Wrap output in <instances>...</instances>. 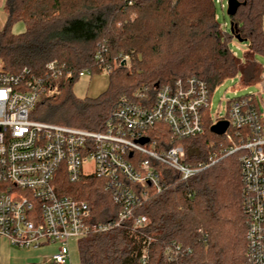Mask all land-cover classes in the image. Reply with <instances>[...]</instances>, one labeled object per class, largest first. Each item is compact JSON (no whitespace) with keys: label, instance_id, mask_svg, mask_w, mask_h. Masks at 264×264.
Wrapping results in <instances>:
<instances>
[{"label":"trees","instance_id":"1","mask_svg":"<svg viewBox=\"0 0 264 264\" xmlns=\"http://www.w3.org/2000/svg\"><path fill=\"white\" fill-rule=\"evenodd\" d=\"M240 1L245 4L230 16L231 32L218 22L216 0H4L7 18L0 30V63L11 73L26 67L40 74L52 60L75 74L85 69L99 73L94 58L99 45L106 48L105 57L112 65L120 54L129 55L128 62L113 66L109 86L99 96L76 97L74 76L62 83L59 95L40 101L32 115L95 130L122 97L133 99L144 87L154 95L156 86L196 76L207 83L211 98L223 80L238 74L246 85L261 82L264 67L258 56H264V0ZM17 21L24 22L25 31L14 34L11 28ZM236 35L245 42L241 58L228 45ZM242 97L229 100L228 108ZM253 105L260 110L256 97ZM204 120L202 134L181 140L190 166L228 145L224 136L211 132L209 108ZM160 170L164 190L152 194L137 211L148 217L146 226L138 230L124 226L81 238L77 264H143L145 250L147 264H246L239 153L223 157L188 180L168 167ZM55 184L60 194L86 201L93 221L116 216L118 207L100 179L73 183L60 174ZM171 241L183 249L175 260L165 252Z\"/></svg>","mask_w":264,"mask_h":264},{"label":"built area","instance_id":"2","mask_svg":"<svg viewBox=\"0 0 264 264\" xmlns=\"http://www.w3.org/2000/svg\"><path fill=\"white\" fill-rule=\"evenodd\" d=\"M216 3L223 7L222 0ZM105 51L99 45L94 56L101 72L109 74L114 65L129 61V55L120 54L112 65ZM87 74L92 70L75 74L55 60L40 74L26 67L11 73L0 66V237L21 249L55 244L49 259L66 264L72 239L146 226L148 217L137 211L152 194L164 190L160 166L188 180L223 157L239 153L246 264H264V111L253 105L256 94L233 100L225 117L212 116V124L229 122L222 135L228 145L190 166L181 140L204 132V111L210 105L204 80L177 79L156 86L154 95L148 87L141 88L133 99L122 97L95 130L32 117L40 101L61 93L63 82ZM60 174L73 183L100 179L118 207L116 216L93 221L86 201L57 191ZM182 250L176 241L165 246L169 260ZM148 258L145 250L142 263L147 264Z\"/></svg>","mask_w":264,"mask_h":264},{"label":"rangeland","instance_id":"3","mask_svg":"<svg viewBox=\"0 0 264 264\" xmlns=\"http://www.w3.org/2000/svg\"><path fill=\"white\" fill-rule=\"evenodd\" d=\"M223 1V7L221 4H217V19L221 24V27L225 30L230 31L231 18L227 13V0ZM226 23V25H225ZM120 24V23H119ZM118 24V25H119ZM14 34H19L25 31V24L22 21H17L12 25L11 28ZM229 48L234 52V54L241 58L244 53L245 42H240L237 39L231 40L229 42ZM259 62L264 67V56H258ZM2 67V64L0 63ZM110 77L107 71H102L99 73L87 74L78 78L73 86L72 91L78 98H95L101 93L106 91L109 86ZM264 80L259 83L246 85L241 81V75L227 78L223 80L213 91L210 98L209 111L211 116L225 117L228 112L229 100L235 97L244 96L250 93L256 94L257 104L260 110L264 111ZM35 113V109L32 115ZM38 114V112H37ZM36 118V117H34ZM79 240L72 239L69 243L70 246V258L67 260L66 264H77L79 261ZM15 249L20 250L17 254L16 260L12 264H50L52 261L49 259L50 256L56 251L57 245L46 246L39 250L34 249H20L14 246ZM1 249V243H0Z\"/></svg>","mask_w":264,"mask_h":264},{"label":"crops","instance_id":"4","mask_svg":"<svg viewBox=\"0 0 264 264\" xmlns=\"http://www.w3.org/2000/svg\"><path fill=\"white\" fill-rule=\"evenodd\" d=\"M6 18L7 14L4 8V0H0V30L5 26ZM0 243V264H12L16 260V257H18L17 254L20 253V250L15 249L8 240L1 237Z\"/></svg>","mask_w":264,"mask_h":264},{"label":"water","instance_id":"5","mask_svg":"<svg viewBox=\"0 0 264 264\" xmlns=\"http://www.w3.org/2000/svg\"><path fill=\"white\" fill-rule=\"evenodd\" d=\"M242 4H245V2L242 3L240 0H227L228 15L234 16ZM230 30L233 32V22H230ZM235 38L242 42L239 35H236ZM228 127L229 122L227 120H219L217 123L211 125L210 130L216 135H223ZM145 141H147V139Z\"/></svg>","mask_w":264,"mask_h":264}]
</instances>
